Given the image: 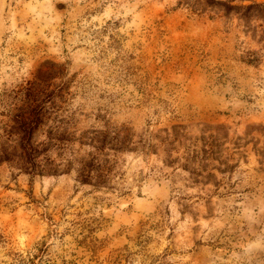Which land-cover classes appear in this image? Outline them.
Instances as JSON below:
<instances>
[{
	"label": "rangeland",
	"instance_id": "374dc122",
	"mask_svg": "<svg viewBox=\"0 0 264 264\" xmlns=\"http://www.w3.org/2000/svg\"><path fill=\"white\" fill-rule=\"evenodd\" d=\"M231 4L0 0V264H264V0Z\"/></svg>",
	"mask_w": 264,
	"mask_h": 264
},
{
	"label": "trees",
	"instance_id": "16d2710c",
	"mask_svg": "<svg viewBox=\"0 0 264 264\" xmlns=\"http://www.w3.org/2000/svg\"><path fill=\"white\" fill-rule=\"evenodd\" d=\"M209 5H222L225 7L226 11H230L232 9H240L243 5L231 4L232 1L235 0H205ZM243 1V0H239ZM252 5L248 4L245 7L250 8ZM41 107H38L35 111L33 118L28 120L27 122L22 123V142L21 148L24 153V161L26 163L25 170L29 174H44L51 173L56 174L59 171L58 165H55L53 160L47 154V151L53 145L51 136H49V141L46 143L37 142L35 143L32 140L34 130L40 125L41 120L39 113L41 112ZM43 154V157L40 156ZM3 159L7 160L6 154H3ZM101 176L100 174L98 175ZM77 178L80 182L86 183L92 180L91 170L86 169L85 164L78 170ZM96 183H100L97 181ZM104 183V181L102 182Z\"/></svg>",
	"mask_w": 264,
	"mask_h": 264
}]
</instances>
